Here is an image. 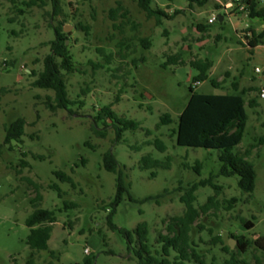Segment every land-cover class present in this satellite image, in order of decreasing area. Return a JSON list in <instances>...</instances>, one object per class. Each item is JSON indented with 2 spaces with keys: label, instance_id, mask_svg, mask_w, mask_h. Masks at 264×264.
I'll return each mask as SVG.
<instances>
[{
  "label": "rangeland",
  "instance_id": "rangeland-1",
  "mask_svg": "<svg viewBox=\"0 0 264 264\" xmlns=\"http://www.w3.org/2000/svg\"><path fill=\"white\" fill-rule=\"evenodd\" d=\"M30 1L0 0V264H24L32 253L26 242L30 232L26 219L34 210L31 201L36 184L43 195L41 207L55 210L57 217L49 249L36 253L37 264H139L127 236L108 223L117 194V176L104 167V154L110 149L136 199L125 194L113 222L131 231L134 248L135 228L141 222L149 225L150 245L159 248V233L166 232L171 216L181 215L185 209L180 200L184 191L179 188L211 175L217 176L215 183L222 189L216 194L213 186H201L196 205L216 194L218 206L204 214L193 230L209 263L215 258L214 264H221L228 257L222 248L233 239L232 250L237 249L238 240L233 236L264 237V99L257 97L256 107L246 105L248 122L237 148L242 154L251 150L248 159L257 171L253 194L241 190L238 175H220L217 149L181 146L173 133L198 74L192 61L210 58L214 62L210 79L197 87L202 94H233L234 81L240 88H260L264 82V44L253 49L240 38L245 25L239 23V14H233L231 20L209 22L222 3L231 0H210L205 6L193 7L189 0H154L157 8L170 7L171 15L181 10L164 18L162 24L148 18L136 0H59L58 15L52 0L29 6ZM258 1L264 6V0ZM252 21L259 22L250 20L249 28H254ZM61 23L78 67V72L65 75L69 96L76 102L71 110L50 109L46 102L48 97L53 101L54 91L33 86L34 73L43 69L50 42L56 37L55 27ZM201 24L206 28L200 29ZM143 38L151 40L150 48L142 44ZM177 55L183 64L172 63ZM211 79L218 80L220 88ZM256 96L259 91L254 90L246 99ZM108 105L119 116L139 121L140 128L125 131L118 141L117 129L99 118L101 112L105 117L102 110ZM165 113L172 114L175 121L159 125ZM20 117L27 121L23 141L4 144L5 127ZM147 130L152 134L147 135ZM156 137L165 141L166 152L147 143ZM149 153L162 161L171 156L172 167L159 168L152 177V170L140 167L142 157ZM23 160L29 165L23 166ZM55 171L72 176L76 186L60 181ZM53 183L65 191L63 198L49 187ZM165 190L168 193L163 198L140 201ZM232 198L237 202L228 210ZM66 200L79 206L65 209ZM242 218L255 226L248 229ZM216 236L224 243H211ZM239 258L242 264H258L257 258L264 264V250L253 245Z\"/></svg>",
  "mask_w": 264,
  "mask_h": 264
},
{
  "label": "trees",
  "instance_id": "trees-1",
  "mask_svg": "<svg viewBox=\"0 0 264 264\" xmlns=\"http://www.w3.org/2000/svg\"><path fill=\"white\" fill-rule=\"evenodd\" d=\"M39 1L44 5L45 0H31L27 3L29 6L37 5ZM138 6L146 13L148 18H155L159 24H162L164 18H172L175 14L181 13V10H176L174 14H169L167 9L157 8L154 6V0H136ZM173 3L175 0H168ZM54 6V14L58 15L61 12L59 0H52ZM210 0H189L190 7L195 4L205 6ZM118 8L114 12L119 11ZM248 17L249 19H262L264 21V6L258 0L248 1ZM86 31L88 26H82ZM200 29L206 28L205 25H199ZM249 46L253 49L260 44H264V31L257 33L252 27ZM56 37L50 42L51 52L44 58L43 69L38 73H34L35 81L33 86L52 90L55 93L53 101L48 97L47 106L52 110L66 109L71 110L70 106L76 102L69 96L66 74L78 72L77 64L71 53L70 47L67 45L68 34L64 30V25L55 27ZM142 44L150 48L152 42L148 38L141 39ZM103 51V49H99ZM173 64H183L184 61L177 55L171 60ZM191 66L198 71L194 76L195 82H204L210 79V71L214 66L213 60L210 58L198 59L191 62ZM212 84L216 88H220L221 83L216 79H211ZM198 86L190 85V99L185 107L183 114L180 116L177 129L173 133L176 135L177 142L181 146L187 147H203L206 149H217L219 152V160L222 163L220 175L231 177L239 176V186L244 193L253 194L256 189L257 171L253 162L248 159L251 150H247L244 154L237 152L248 122L246 105L256 107L258 105L257 97L246 99L251 91H260V88H245L240 89L238 81L233 82V94H202L197 91ZM7 92V89H3ZM105 117L99 113V118H103L111 122V125L117 129V140H122L123 134L127 130L139 129L141 124L139 121L128 119L119 116L111 108V105L103 107ZM175 120L170 113H165L161 116L159 125H167ZM110 124H107V126ZM27 121L20 117L11 122L5 127L6 136L4 144H11L13 141L22 142L26 132ZM105 136V133H101ZM152 131L147 130V135H151ZM264 142V138L261 139ZM148 144L154 145L159 151L166 152L168 146L161 138L156 137ZM254 147V145L252 146ZM139 149V147H137ZM26 155V153H25ZM35 158L43 159V156L34 155ZM86 163L85 160H83ZM23 166H28L26 160L22 161ZM104 167L106 170L116 174L117 194L115 200L111 203L112 210L108 215L109 226L116 230L119 229L129 239V249L134 251L135 257L139 264H186L188 261H193L195 264H210L208 255L200 248V244L193 237L194 227L199 225L197 222L213 208L218 206L216 194L222 189L220 185L215 183L216 175H211L209 178L201 179L199 182L191 184L188 188L180 187L179 191H184L180 200L185 205V209L181 215L171 216L166 224V232H160L157 243L160 245L156 248L149 243V225L147 222H141L135 228L137 235L136 247L133 244V235L131 231L118 228L113 222L116 207L123 201L124 195L129 194L130 198L135 201L131 195V185L127 181L125 171L120 167L115 154L110 149L104 154ZM140 167L142 169L152 170V177H156L157 169H170L172 167V158L167 156V159L162 161L154 158L152 153L142 157ZM201 164L198 162L196 170L199 172ZM54 174L62 182H68L73 187L76 186L72 176L64 171H55ZM213 186L217 192L208 198L203 205L197 206L198 200L197 191L201 186ZM51 189L56 190L60 198H63L65 191L58 183L50 184ZM168 190L160 193L157 196H148L140 201H149L152 199H160L165 197ZM43 195L40 192V186L36 184V196L32 199L34 207L33 212L27 217L26 225L30 232L27 237V245L32 250L30 257L24 264H37L36 253L49 249V242L53 224L56 221V211L44 209L41 207ZM236 198L228 201V210L232 209ZM79 205L73 201H65V209L78 207ZM242 223L248 229H252L255 223L242 218ZM203 227V226H199ZM238 240L237 249L234 251L230 245H224L223 251L228 254V257L221 264H242L243 260L239 255L249 252L253 245L264 250V237H259L256 240H251L245 236H233ZM211 243H224L221 236L212 238ZM53 253V252H51ZM258 259V264H262ZM216 259L214 258L213 263ZM87 264H93L88 261Z\"/></svg>",
  "mask_w": 264,
  "mask_h": 264
},
{
  "label": "built area",
  "instance_id": "built-area-1",
  "mask_svg": "<svg viewBox=\"0 0 264 264\" xmlns=\"http://www.w3.org/2000/svg\"><path fill=\"white\" fill-rule=\"evenodd\" d=\"M248 1L249 0H231L227 3H222L220 11L212 14L209 18L210 23L219 21V15H223L224 19L229 18L231 20L233 14H239V16L248 17ZM240 38L249 45L250 38L252 37V31L249 30V25H245L242 31H239ZM257 72H260V68H256ZM200 82H195L194 86H199ZM259 97L264 99V86L260 88ZM86 252H89L86 249Z\"/></svg>",
  "mask_w": 264,
  "mask_h": 264
},
{
  "label": "crops",
  "instance_id": "crops-1",
  "mask_svg": "<svg viewBox=\"0 0 264 264\" xmlns=\"http://www.w3.org/2000/svg\"><path fill=\"white\" fill-rule=\"evenodd\" d=\"M238 19H239V23L241 24V25H249V23H250V20L251 19H247V18H244L243 16L241 17H239L238 16ZM259 20V22L258 23H254L253 21L251 22V25L254 27V29L256 30V32L257 33H260V32H262V31H264V21L262 20V19H258ZM259 46V45H258ZM257 46V47H258ZM263 80H264V76H263V78H262ZM260 88L262 87V86H264V82H261L260 83ZM240 89H245V88H240Z\"/></svg>",
  "mask_w": 264,
  "mask_h": 264
},
{
  "label": "water",
  "instance_id": "water-1",
  "mask_svg": "<svg viewBox=\"0 0 264 264\" xmlns=\"http://www.w3.org/2000/svg\"><path fill=\"white\" fill-rule=\"evenodd\" d=\"M224 18H223V15H219V20L222 21ZM65 32H67V29L65 28L64 29ZM234 239L232 240V242H230V247L233 249L234 248Z\"/></svg>",
  "mask_w": 264,
  "mask_h": 264
}]
</instances>
